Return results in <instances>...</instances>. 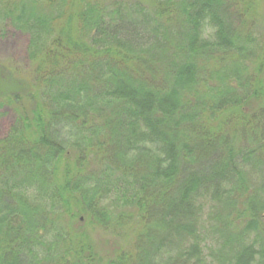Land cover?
I'll use <instances>...</instances> for the list:
<instances>
[{
    "label": "trees",
    "instance_id": "1",
    "mask_svg": "<svg viewBox=\"0 0 264 264\" xmlns=\"http://www.w3.org/2000/svg\"><path fill=\"white\" fill-rule=\"evenodd\" d=\"M261 2L0 0V264H264Z\"/></svg>",
    "mask_w": 264,
    "mask_h": 264
},
{
    "label": "rangeland",
    "instance_id": "2",
    "mask_svg": "<svg viewBox=\"0 0 264 264\" xmlns=\"http://www.w3.org/2000/svg\"><path fill=\"white\" fill-rule=\"evenodd\" d=\"M263 4V5H262ZM264 7V2H261ZM262 10L259 14H262ZM263 18V17H262ZM28 36L13 26L5 22H0V70L1 66L6 67L11 73L10 75H22V78L30 74L31 66L27 58ZM5 73V72H3ZM14 112L9 107L0 110V139H3L14 122ZM92 241L96 243V247L101 256L104 253H110L114 245L122 247V242L117 240L111 232H102L96 229L88 230ZM102 252V253H101Z\"/></svg>",
    "mask_w": 264,
    "mask_h": 264
}]
</instances>
